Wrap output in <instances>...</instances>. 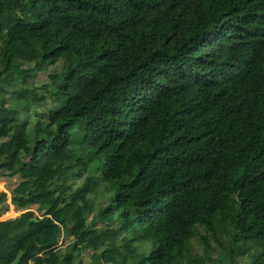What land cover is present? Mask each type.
<instances>
[{
	"label": "trees",
	"instance_id": "obj_1",
	"mask_svg": "<svg viewBox=\"0 0 264 264\" xmlns=\"http://www.w3.org/2000/svg\"><path fill=\"white\" fill-rule=\"evenodd\" d=\"M34 62L59 72L20 98ZM16 176L0 264H264V0H0V179ZM45 202L42 228L24 210Z\"/></svg>",
	"mask_w": 264,
	"mask_h": 264
},
{
	"label": "rangeland",
	"instance_id": "obj_2",
	"mask_svg": "<svg viewBox=\"0 0 264 264\" xmlns=\"http://www.w3.org/2000/svg\"><path fill=\"white\" fill-rule=\"evenodd\" d=\"M24 69H25V72L22 75L28 76L27 79L24 81L17 82L12 87V90L14 92H16L20 98H24L26 96L27 92L30 91L33 87L41 86L42 84L46 83L50 78L55 77L59 72V69L52 68V67H50V68L43 67L42 65H40L39 62L26 64L24 66ZM5 99H6V95L3 96V102ZM48 107L50 108L51 106L49 105ZM49 108H47V110ZM45 110H43L42 113L45 114L47 111V110L46 111ZM85 129H86L85 124H81L78 127V130L80 132H84ZM20 181H21L20 177H17V176L14 178H4L0 181V188H1V186L4 185V192L7 195L6 203L8 205V211L10 208L9 203H8V197L10 198L9 193L17 184H19ZM90 198H91L92 204H93V213L90 216L89 222H90V224L95 225L96 228H98L102 232H104L106 230V224L104 222H100V221L94 222L93 217L96 216L97 213L105 207V204L107 202V197L102 193L101 195H98L96 197L91 196ZM48 207H49V203L45 202L42 206L36 205V206H33L31 208L24 210L25 211L24 213L34 211L37 215H39V217H41V220H39V225L42 226V228H46L47 227V221H46V217L43 214L47 210ZM6 216H7L6 213L4 215L0 216V220H8V219L11 220V219L16 218L13 216H10L9 218H4ZM124 233H125V228L121 231V233L119 235H123ZM131 237H132L131 242H133V243L139 242L140 239L142 238V233L141 232H134L133 234H131ZM73 244H74V240L68 236L67 231H63L62 235L60 237V240H59L58 254L60 256H62L67 252H71ZM119 245H120V241L118 238L116 240H114L111 244H109V246H115V247L119 246ZM142 249H146L147 252H149V248L147 246L141 245L138 247L137 253L141 254ZM208 249H209V253L211 254L212 249H210L209 247H208ZM119 255H124L122 257V259L125 260V262L128 261L129 255H128V253H126V251L121 250L119 252ZM91 256H92L91 250L83 249L80 253V260H81L82 264H91ZM199 261H201V259H199ZM42 264H47L45 259H44V262Z\"/></svg>",
	"mask_w": 264,
	"mask_h": 264
},
{
	"label": "crops",
	"instance_id": "obj_3",
	"mask_svg": "<svg viewBox=\"0 0 264 264\" xmlns=\"http://www.w3.org/2000/svg\"><path fill=\"white\" fill-rule=\"evenodd\" d=\"M0 180H2V179H0ZM6 194V193H5ZM10 194V193H9ZM6 197H7V195H6ZM10 198H12V196H11V194H10ZM18 206V205H17ZM34 206H36V205H34ZM39 206V205H38ZM33 207V206H32ZM28 208H31L30 206H28ZM2 215H4V214H2ZM2 215H0V216H2ZM15 219V218H14ZM8 220H10V219H8ZM2 221H6V220H0V222H2ZM57 253H58V250H57ZM44 262V260L43 261H41V263L40 264H42ZM30 264H34V263H30Z\"/></svg>",
	"mask_w": 264,
	"mask_h": 264
}]
</instances>
